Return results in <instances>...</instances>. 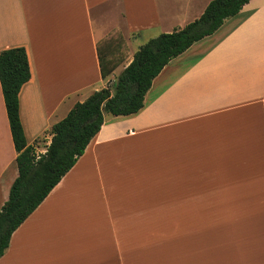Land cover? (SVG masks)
<instances>
[{"label":"crops","instance_id":"1","mask_svg":"<svg viewBox=\"0 0 264 264\" xmlns=\"http://www.w3.org/2000/svg\"><path fill=\"white\" fill-rule=\"evenodd\" d=\"M210 1L0 0V52L23 47L29 64L18 94L27 145L43 154L75 103ZM107 35L118 64L102 79ZM263 100L264 0H249L163 67L137 113L103 115L0 264H264ZM15 158L0 88V208Z\"/></svg>","mask_w":264,"mask_h":264},{"label":"trees","instance_id":"2","mask_svg":"<svg viewBox=\"0 0 264 264\" xmlns=\"http://www.w3.org/2000/svg\"><path fill=\"white\" fill-rule=\"evenodd\" d=\"M248 2L212 0L199 17L181 29L147 41L119 74L113 91L111 85H107L93 92L85 101L75 103L66 116L51 127L48 131L50 143L43 154H37L33 146L27 145L19 119L18 94L30 78L25 49L16 47L0 52V88L18 173L7 200L0 208V257L8 247L12 233L83 154L102 126L103 115L128 116L137 113L143 107V99L152 80L163 67L194 43L213 34ZM110 36H105L96 46L102 79L108 77L118 64L109 59L111 53L103 52ZM125 54L126 51L119 62Z\"/></svg>","mask_w":264,"mask_h":264},{"label":"rangeland","instance_id":"3","mask_svg":"<svg viewBox=\"0 0 264 264\" xmlns=\"http://www.w3.org/2000/svg\"><path fill=\"white\" fill-rule=\"evenodd\" d=\"M118 76H119V75H118ZM118 76H116L115 80L117 79ZM115 82H116V81H115ZM111 91H113V86H111Z\"/></svg>","mask_w":264,"mask_h":264}]
</instances>
